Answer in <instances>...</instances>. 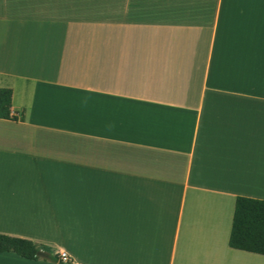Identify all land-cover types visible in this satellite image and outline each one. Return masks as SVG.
I'll list each match as a JSON object with an SVG mask.
<instances>
[{
	"label": "crops",
	"instance_id": "0c3cea01",
	"mask_svg": "<svg viewBox=\"0 0 264 264\" xmlns=\"http://www.w3.org/2000/svg\"><path fill=\"white\" fill-rule=\"evenodd\" d=\"M0 235L70 264H264V0H0ZM0 264H55L0 253Z\"/></svg>",
	"mask_w": 264,
	"mask_h": 264
},
{
	"label": "trees",
	"instance_id": "16d2710c",
	"mask_svg": "<svg viewBox=\"0 0 264 264\" xmlns=\"http://www.w3.org/2000/svg\"><path fill=\"white\" fill-rule=\"evenodd\" d=\"M11 96L10 89L0 88V119L17 120L11 113ZM228 246L234 250L264 256V201L245 197L235 199ZM38 251L39 248L31 241L0 235V253H14L27 260L70 264L62 262L57 254L38 256Z\"/></svg>",
	"mask_w": 264,
	"mask_h": 264
},
{
	"label": "built area",
	"instance_id": "2783aa9c",
	"mask_svg": "<svg viewBox=\"0 0 264 264\" xmlns=\"http://www.w3.org/2000/svg\"><path fill=\"white\" fill-rule=\"evenodd\" d=\"M57 255H58L59 259H60L62 262H64V263H69V259H68V257H67V255H66L65 252L61 251V252H59Z\"/></svg>",
	"mask_w": 264,
	"mask_h": 264
},
{
	"label": "water",
	"instance_id": "95a60500",
	"mask_svg": "<svg viewBox=\"0 0 264 264\" xmlns=\"http://www.w3.org/2000/svg\"><path fill=\"white\" fill-rule=\"evenodd\" d=\"M37 255H38V256H43L44 253H43L42 251H38V252H37Z\"/></svg>",
	"mask_w": 264,
	"mask_h": 264
}]
</instances>
